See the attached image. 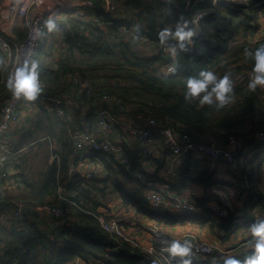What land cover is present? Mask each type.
Returning <instances> with one entry per match:
<instances>
[{"label":"trees","instance_id":"1","mask_svg":"<svg viewBox=\"0 0 264 264\" xmlns=\"http://www.w3.org/2000/svg\"><path fill=\"white\" fill-rule=\"evenodd\" d=\"M186 1L149 0L157 8H166L167 11L155 14L151 11L152 3L149 4L147 16L144 17L146 22L141 26L138 37L160 44L158 33L161 29L174 30L176 24L184 20L189 22L190 27L193 15L191 11L184 10L183 5ZM193 1L195 0H188V3ZM92 2L95 5L94 16L103 22L106 29L92 21L83 22L73 16L72 12L65 18L55 20L57 25L55 31L61 34L66 49L56 62V68L46 67L40 61L41 55L49 56L51 43L49 44L48 40L54 32L44 23L46 35L35 61L38 62L40 77L47 84L54 87L69 74L87 77L93 80L92 82H99L98 79H102L104 83L100 84L104 90L135 103L137 111L143 117L151 116L177 130L188 131L197 138L212 137L223 144L227 143L230 135L240 136L245 131L254 133L255 130L264 127L263 90L250 91L243 73L242 82L234 86L232 93L237 97L223 108L201 105L197 100L188 102L184 99L186 78L197 75L201 69L222 72L232 67L234 71L242 72L237 63L248 64L247 66L251 67L245 50L255 49L264 44V36L252 43L246 37L256 34L260 25H264V0L251 12L246 13L241 10L242 8L230 6L226 0L217 3L212 0H199V6L204 8L212 6L213 9L201 19V28L192 38L188 50L178 52L174 59L170 55L165 58L162 51L150 56H140L132 51L130 42L121 32L122 29H130L132 23L104 11L99 6L100 0ZM173 62L177 65L175 73L160 72L165 65ZM8 70L0 54V100L9 90ZM95 77L97 78L94 79ZM59 141L60 148L54 152V159L44 170L41 185L26 202V205L31 207L30 212L25 208L24 213L36 214L32 209L37 204L54 205L67 216L77 219H74L76 224L64 226L60 234L52 238L48 232L37 229L34 222L25 220L17 223L14 229H10L9 236L12 237V242L3 250L0 264H68L72 258L81 259L86 264H144L147 257L143 250L132 246L131 242L125 239L114 241L96 219V208L105 204L99 199L108 194H116L124 204L133 206L137 211L163 224L189 222L198 226L208 225L212 231H217V236L223 240L234 228L240 226V223L247 227L252 223L251 209L260 198L256 179L258 175H254L252 171L242 173L234 184H231L238 191V196L241 197L243 193L248 192L249 197L243 203V209L229 210L225 218L217 217L207 208H202L199 213L157 214L156 212L160 211L148 207L142 199L124 189L112 157L106 154L90 155V159L96 158L102 163L105 169L104 178L85 179L78 174H70L71 145L65 127ZM237 158L236 154V161ZM196 161L187 157L181 163L179 178L174 183H167L156 177L153 179L159 184H168L177 192H181L186 182L209 185L211 174L207 170L197 169ZM155 163L157 168L161 166L159 161ZM134 165L138 167L136 163ZM191 171L195 172V176H191ZM26 185H29L28 182ZM48 199L52 202H48ZM237 212H241V215L236 216ZM239 219L243 221L239 222ZM116 246H119L117 250L114 249ZM249 252L250 250L237 257L243 259ZM172 262L181 264V258L177 260L174 258ZM208 262L192 257V264Z\"/></svg>","mask_w":264,"mask_h":264},{"label":"built area","instance_id":"2","mask_svg":"<svg viewBox=\"0 0 264 264\" xmlns=\"http://www.w3.org/2000/svg\"><path fill=\"white\" fill-rule=\"evenodd\" d=\"M116 1L117 4H124L123 0ZM214 1L217 3L220 0ZM226 1L245 12H251L247 9L261 3L256 1L252 4L251 0H238L237 3ZM86 3L94 5L89 1ZM100 4L104 11L114 9L111 0H101ZM72 9V6L49 0H0V54L9 69L8 77L18 66L35 60L46 35L45 20L65 18L70 12L74 13ZM198 13L202 15L193 16L190 21V27L196 33L199 31L201 19L206 15L204 10ZM78 16L83 22H93L94 19L100 21L97 17L88 19L81 14ZM20 31L23 37L17 36L16 33ZM234 78L242 81V72L235 73ZM39 83L42 90L34 100L23 96L16 98L10 89L0 100V200L8 194L14 196L18 191L13 175L18 173L16 166L19 164L20 151H16L13 125L25 123L29 119L31 122L33 117L43 113H52V116L65 124L63 126L71 145L70 174L75 173L85 179L104 178L105 169L102 163L96 158L90 159L92 153H103L112 157L124 189L142 199L152 209L162 213L188 214L199 213L202 208H207L220 218L227 217L229 210L232 211L233 208L243 209V203L249 197L248 192L242 194L243 201L239 200L238 207L230 196L218 199L215 195H209L201 198L186 189L177 192L168 184L155 181L149 184L145 174L173 183L168 178L175 175L176 168L187 157L207 160L210 170L220 166L234 168L235 155L238 152L241 151L246 156L251 153L249 144L254 142L259 149L264 148V127L254 133L248 132L247 135H230L227 143L223 144L212 137L197 138L188 131L177 130L151 116L143 117L137 111L135 103L108 93L102 88V84H95L84 76L69 74L53 87L39 73ZM253 149H257L256 146ZM246 156L243 162L246 161ZM263 158L264 155L261 160ZM155 161H159L161 166L157 168ZM243 176L245 177L244 174ZM259 182L260 198L253 209L252 223L256 219L264 218V171L260 174ZM7 208L3 206L1 210ZM109 208L97 207L95 217L114 241L125 239L131 242L127 236L129 228L146 233V248L140 247L135 241L131 242L146 254L144 264H173L172 259L180 258L171 257L167 252V245L178 239L171 236L158 221L148 220L143 225L137 220L124 217V211L122 217H119L118 212L114 213ZM33 210L36 214L26 216L23 206L19 204L11 212L0 211V217L12 220H24L26 217L25 220L37 225L48 222L50 229L46 231L52 238H56L64 226L76 224L75 220L66 218L63 211L54 205L37 204ZM238 213L241 215V212ZM191 242L192 257L197 260L214 253L215 246L211 241L194 238ZM252 242L251 234L246 231L238 245L247 249ZM118 248L116 246L114 249ZM233 249L229 248L228 251ZM1 256L2 253L0 260ZM225 256H236V253ZM225 256H221V260Z\"/></svg>","mask_w":264,"mask_h":264},{"label":"rangeland","instance_id":"3","mask_svg":"<svg viewBox=\"0 0 264 264\" xmlns=\"http://www.w3.org/2000/svg\"><path fill=\"white\" fill-rule=\"evenodd\" d=\"M123 1H126V2H124L125 4H123V2H121V4H117L116 0H111V2H113L112 5H113L114 9H110L109 13H112L113 17H119V18L127 19L130 23H132V26L130 27V29H128V30L122 29L121 30V32H123L125 39L128 42H130L131 50L135 51L140 56H150V55L157 53V49L158 50L162 49L163 56L165 58H167L168 57L167 48L163 52V47H160V48L158 47L156 49L155 47H151V44H149V43H151L150 41H147L144 38H139V37L134 38L133 25H135V24H139L141 26L145 25L146 21L144 20V17L147 16V12H146L147 6L149 4H151L152 2L150 3L149 0H135V2H132V0H130V1L129 0H123ZM198 1L199 0H195L189 4L188 0H187L186 2H184V5H183L184 10L191 11L193 16H200L202 14L198 13V12H202V10H204L207 13L213 9V8H211V6L206 7V8L199 6L200 2H198ZM212 1H214V0H212ZM231 1L233 3L238 2V0H231ZM181 2H183V0H181ZM202 4L204 5V3H202ZM99 6L101 8L103 7L101 4H99ZM151 6H152L151 11H153L155 14L156 13L162 14V13H165L167 11L166 8H163V9L157 8L153 3L151 4ZM205 9H207V10H205ZM92 15H94V14L82 15V16H84L83 18L87 17L88 19H92ZM159 21L162 22L163 20L159 19ZM93 22L97 23L100 27L106 29V26L103 24V22H101L99 20L95 21V19L93 20ZM200 28H201V21L199 23V29ZM59 35H60V37H62L61 34H59ZM263 36H264V25L263 26L260 25L259 30L257 31L256 34L247 35L246 38L250 43H252L256 40L258 41V40L262 39ZM52 39H53V41L55 40L54 33L52 35ZM55 55L56 54H54V52L51 53V51H50L48 57H50V59H55ZM46 58H47L46 55H41L40 61L42 62V64L46 65V67H49V68L52 67V65H51L52 63H49V64L44 63ZM237 65H238L240 71H242L245 78L247 79L248 73H249L251 67L249 68L247 66L248 64H244V63H237ZM168 66L169 65H167V66L165 65L160 70V72L166 73ZM230 68L232 69V67H230ZM217 73L222 74L223 72L218 71ZM235 73H237V72L234 71L233 74H235ZM96 78L97 77H95L94 79H96ZM98 80H99V83H104V80H102V79H98ZM91 81H93V80H91ZM236 81L237 80L235 79V86L242 82V81H237L238 82L237 83ZM94 83L97 84V82H94ZM261 90H263V100H264V89H261ZM232 97H233V99H235L237 97V95L234 93V94H232ZM52 117H53V119H48L46 117V115H37V116L33 117V119L31 120L32 125L29 128H27L28 134L26 133L23 136V138H21V143L19 142L16 145L17 147H19V146L24 147V148L21 147V149H24V150H22V152H20L21 154H20L19 162L24 163V169H25V172H27V175H26V179L22 180L24 183H22L21 186L18 188V190L20 191V192H18V196H21L23 199L26 196L31 195L41 185L43 177H44L43 176L44 170L47 168V166L54 159V152H56L60 148L59 138H60L61 131L64 128L63 125H65V124L61 120L58 121L54 116H52ZM244 134L247 135L248 132L245 131ZM46 137H49L48 141L44 139ZM249 146H251V149H253L255 146H256V148H258L254 142L249 144ZM176 169H177L176 173L178 174L179 173V167H177ZM27 182L30 186L26 185ZM14 198H13V200H11L12 203H14V200H15ZM18 201L19 202L16 204H21L22 206L25 205L24 201H21L19 199H18ZM99 201L105 203L99 207L108 208V206H109L110 211H112L114 213H117L119 211L120 206L122 207V200L119 197H117L116 194H114V195L108 194L105 197H101L99 199ZM48 202H52V201L50 199H48ZM16 204H13L12 206H6L8 208L4 209V210H1L2 207H0V211L1 212L2 211L11 212L14 207H17V206H15ZM4 208H5V206H4ZM69 213H72V212L69 211ZM156 213L161 214V212H156ZM64 214H65V212H64ZM24 215H25V213H24ZM236 216H239L238 212L236 213ZM65 217L68 219H75L73 217L67 216L66 214H65ZM25 219H27V218L25 217ZM25 219L24 220H12V219L0 217V229H1L0 230V253H3V250H5V247H7V245L12 242V237L9 236V232L11 231L10 229H12V228L14 229V227L17 225V223L23 222V221H25ZM75 220H77V219H75ZM241 221H243V220L239 219V222H241ZM48 224L49 223L47 222L44 225H37L36 224V226H37V229H39L41 231L42 230L46 231V230L50 229ZM180 225L183 226L182 224H180ZM199 228L205 231L204 234L209 239V237L212 234L211 233L206 234V232H209L208 227L206 229L204 227H199ZM246 231H248V227L244 226L243 223H240V226L238 228L237 227L234 228L233 231L226 238L225 242H227L229 245H234L233 248H235L236 256L243 255L246 251H248L245 248H242L238 245L242 240L243 233ZM6 233H8V234H6ZM215 236H217V235H215ZM144 245L146 248V244H144ZM132 246H134V245H132ZM140 247H142V246L140 245ZM81 261H82L81 259L72 258L68 262V264H80ZM84 264H86V263H84Z\"/></svg>","mask_w":264,"mask_h":264},{"label":"clouds","instance_id":"4","mask_svg":"<svg viewBox=\"0 0 264 264\" xmlns=\"http://www.w3.org/2000/svg\"><path fill=\"white\" fill-rule=\"evenodd\" d=\"M251 1L252 4L256 1L262 3V0ZM255 7L247 10L252 11ZM45 24L50 31L57 29L56 22L53 19L46 20ZM140 28L141 25L139 24L133 25L134 38L138 37ZM195 35V29L189 27V22L186 20L178 22L174 30L163 28L158 33L161 46L167 48L169 55L173 57L178 52L187 51L188 45L191 44ZM245 56L251 61V69L247 77V88L252 92L264 89V44H260L255 49H246ZM176 70L177 65L173 62L167 67L166 74L175 73ZM234 86L235 79L231 69H226L222 74L208 68L201 69L197 75L186 78L184 99L188 102L197 100L201 105L223 108L232 102ZM7 87L16 98L23 96L28 100H34L42 90L39 83L38 62L33 60L29 64L26 61L18 66L9 75ZM248 231L253 241L249 254L244 256L243 259L237 256H225L222 258L223 264H264V218L254 220L249 225ZM167 252L171 257H180L181 264H192V242L190 239L172 240L167 245Z\"/></svg>","mask_w":264,"mask_h":264},{"label":"crops","instance_id":"5","mask_svg":"<svg viewBox=\"0 0 264 264\" xmlns=\"http://www.w3.org/2000/svg\"><path fill=\"white\" fill-rule=\"evenodd\" d=\"M51 2H57V3H62L66 6H72V10H74V13L72 14L75 17H79L78 15H91L94 14V7L95 5H89L86 3V1H89L93 4L92 0H49ZM101 1V0H100ZM100 4V3H99ZM92 10V11H91ZM95 18L94 15H92V19ZM58 31L54 30V37L55 40L53 41L52 37L48 40L49 44L51 43V53L54 52L55 59H50V57H47L44 61V63L49 64L52 63V67L50 68H56V62L62 57L63 53L66 51L64 42L62 41V37H60ZM17 36L19 37L20 35H23L22 32L16 33ZM146 40V39H145ZM151 47H155L156 49L159 47H162L159 43L157 42H151ZM166 50L165 47H163V52ZM162 51V49H157V52ZM169 55V53H168ZM171 56V55H170ZM173 59L174 57L171 56ZM41 115H45L44 113ZM48 119H53L52 113L46 114ZM56 118V117H55ZM57 119V118H56ZM30 120V119H29ZM29 120L25 123L13 125V135L15 137V146L17 143H21V138L27 133V128H29L32 124V122H29ZM60 121L59 119H57ZM63 130V129H62ZM62 133V131H61ZM28 134V133H27ZM61 137V134H60ZM45 140H49V137L44 138ZM60 139V138H59ZM21 147L23 146H16V151L22 152ZM250 147V146H249ZM24 148V147H23ZM264 149V148H263ZM263 149H252L251 153L246 156L244 155L243 152H238V158L237 161L235 159V167L234 168H225V167H219L216 168L215 170H210L209 162L207 160H197V169H200L201 171L207 170L211 175H210V180H209V185L202 184L200 182H186L185 186L183 189L188 190L191 193H194L198 197H203V196H209V195H215L218 199L226 196H230L235 202L236 206L240 207L238 205L240 202L239 200L243 201V197L238 196V191L234 188V186H231V184H234L235 180L241 175L242 173H248L249 171H252L254 175L256 176L257 181V187H258V182L260 179V174L262 171H264V158L261 160L262 155H264V150ZM21 154V153H20ZM246 158V161L243 162V159ZM20 158V157H19ZM18 158V165L16 166L17 174L13 175L14 182L17 183L18 188L21 186L22 183H24L22 180L26 179L27 172H25L24 169V163L19 162ZM196 167V166H195ZM239 168V169H238ZM195 172L191 171V176H195ZM22 177V178H21ZM146 181L149 184L154 183L153 175H146ZM179 178L178 174L172 175L171 177L168 178L169 181H172L173 183L176 182ZM215 181V182H214ZM180 183V181H178ZM178 183V184H179ZM212 183V184H211ZM261 182H259L260 184ZM29 186V185H27ZM259 188V187H258ZM182 189V190H183ZM32 190V189H31ZM19 190L15 192L14 196L11 194H8L4 196V199L0 200V207L3 206H12L13 204L18 203V199L21 201L25 202V205L23 206V212L24 209L26 208L29 212L31 207L26 205V202L30 200V195L26 196V198H22L21 196H18ZM15 197V198H14ZM14 200V203L11 202V200ZM255 199L252 200L254 203ZM19 204H16L17 206ZM256 203L254 204L253 208L251 209L253 213V209L255 207ZM124 210V217H127L132 220H137L139 223L145 225L148 220H154L149 218L148 216L144 215L143 213L137 211L133 206L124 204L122 201V207L120 206V209L118 211L119 217H122L123 213L122 211ZM26 216L29 214L28 212H25ZM123 217V218H124ZM74 220V219H73ZM242 222V221H241ZM163 228L171 234L174 238L183 241L184 239H190L191 241L195 239H204L211 241L214 244V253L206 258H203L201 260H206L209 261L208 264H215L217 262H223L221 260V256L230 255L236 253L235 248L233 251H228L229 248L234 247V245H229L226 241V239H221L218 236L217 231H211L208 225L205 226H198L196 224H192L189 222L183 223L181 226L180 224H163L159 222ZM199 227H204L205 229L208 227V231L206 234L211 233L212 235L209 237V239L206 237L204 234V230L200 229ZM239 227V226H238ZM237 227V228H238ZM4 229V228H3ZM1 230V229H0ZM211 231V232H210ZM127 236L129 239L132 241L137 242L139 245L142 247H145L144 244H146V233L144 232H137L136 230H133V228H129L127 230ZM131 241V242H132ZM251 248V247H250ZM247 248V249H250ZM246 249V250H247ZM228 251V252H225ZM176 260L179 258H175ZM173 260V259H172ZM80 264H84L83 261L80 262ZM173 264H178L177 262H174Z\"/></svg>","mask_w":264,"mask_h":264}]
</instances>
